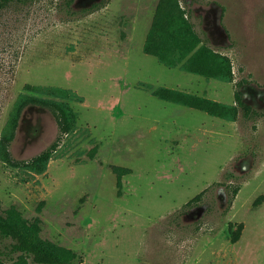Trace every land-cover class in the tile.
<instances>
[{"label":"rangeland","instance_id":"rangeland-1","mask_svg":"<svg viewBox=\"0 0 264 264\" xmlns=\"http://www.w3.org/2000/svg\"><path fill=\"white\" fill-rule=\"evenodd\" d=\"M180 1L204 41L231 56L234 81L144 51L159 0L0 7V137L19 94L39 95L26 84L72 89L78 113L45 172L2 171L0 160V210L15 204L40 217L42 235L83 264H264V198L255 203L264 194V0ZM241 79L261 114L228 120L152 92L169 86L234 103ZM23 113L17 158L58 134L49 109ZM113 165L131 168L121 185Z\"/></svg>","mask_w":264,"mask_h":264},{"label":"trees","instance_id":"trees-1","mask_svg":"<svg viewBox=\"0 0 264 264\" xmlns=\"http://www.w3.org/2000/svg\"><path fill=\"white\" fill-rule=\"evenodd\" d=\"M11 1L15 0H0V7ZM144 51L170 67H180L224 81L235 80L231 56L204 41L180 0H159L144 43ZM247 81H237L234 103L214 100L169 86H158L152 92L159 98L203 110L213 116L237 120L240 114L246 117L261 114L245 100L241 86ZM25 89L36 91L39 95L25 92L19 94L0 137L1 169L5 171L18 168L30 174L43 173L65 136L77 125L78 113L69 102V99L76 98L77 94L72 89L61 86L26 84ZM29 105L49 109L56 119L58 134L41 152L29 158H17L13 155L11 146L23 112ZM95 149L96 147L93 150ZM112 168L118 176L119 185L122 184V177L131 172V168L122 165H113ZM203 194L204 191L198 193L186 205L199 201ZM262 198L264 194L260 195L255 203ZM243 226L244 224L240 223L233 230V243L240 239ZM0 264H83V260L73 248L44 237L40 217L30 219L13 204L0 210Z\"/></svg>","mask_w":264,"mask_h":264},{"label":"water","instance_id":"water-1","mask_svg":"<svg viewBox=\"0 0 264 264\" xmlns=\"http://www.w3.org/2000/svg\"><path fill=\"white\" fill-rule=\"evenodd\" d=\"M221 21V14L219 15V22ZM24 114V113H23ZM22 117H23V115H22ZM20 123H21V121H20ZM20 127V126H19Z\"/></svg>","mask_w":264,"mask_h":264}]
</instances>
